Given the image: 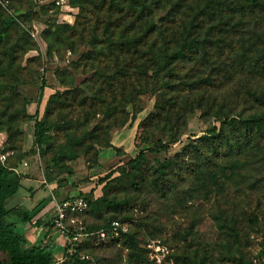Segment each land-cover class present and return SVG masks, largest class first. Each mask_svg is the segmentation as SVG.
<instances>
[{
  "label": "rangeland",
  "instance_id": "374dc122",
  "mask_svg": "<svg viewBox=\"0 0 264 264\" xmlns=\"http://www.w3.org/2000/svg\"><path fill=\"white\" fill-rule=\"evenodd\" d=\"M0 4L6 15L14 17L31 33L41 53L38 67L47 86L41 104L38 106L33 101L28 106L29 112L34 114L38 108L39 118H44L50 94L60 91L66 95L77 89L78 99L70 100L67 106L53 102L55 105L47 114L48 120L59 121L61 116H67V120L72 117L85 122L88 118L89 128L99 124L106 128L101 130L103 145L95 143L90 152L67 160L65 168L47 160L58 144L65 142L64 132L57 130L52 132L53 144L47 154L42 155L43 150L38 148L21 164L25 171L22 172L33 177L25 186L31 190L29 193L35 188V192L42 191L50 198L54 192L59 200L85 193L91 199L89 208L81 216L86 224L101 226L115 219L128 223L138 246L125 243L124 239L107 245L89 242L84 249L92 257L89 264H253L255 258L262 260L264 139L260 140L263 145L260 152H256L252 143L251 149L241 154L232 153L219 159L226 172L225 175L220 172L217 180L211 176L209 167L200 161L197 147L206 148L199 137L214 125L219 128L224 113L246 116L260 109L253 102L251 92L264 89V60L259 57L264 52V11L243 18L235 15L232 22L239 18L243 22L237 26L238 31L232 29L229 33H221L223 54L214 58L216 65L220 64L219 68L202 66L200 57L177 62L175 77L186 84L173 90L163 87V97L178 93L180 103L185 93H189V99L194 103L202 99L201 106L184 113L179 121L176 120L178 108L171 117L164 115L163 120L154 119L152 113L158 95L140 93L134 102L117 106L118 110L124 111L120 117L128 118L126 123L109 125L110 122L105 120L107 103L90 105L101 83L95 82L97 74L105 71L103 60L83 57L84 53L93 51V46L76 35L74 42H62L58 50H52L45 39L48 28L55 29L58 24L74 25L79 7L71 0L60 4L57 0H0ZM167 9L158 10L155 19L160 21ZM27 11L32 14L18 16ZM182 14L180 11L177 17ZM37 50L30 51L27 56L38 53ZM202 77H209L212 83L203 82L196 90H191L187 82ZM20 90L36 98L38 86L22 85ZM85 96V102L81 104ZM179 108L184 111L183 107ZM23 128V149H28L33 145L34 120H27ZM120 133L125 136L116 141ZM121 140L123 144L119 143ZM4 143L0 139V161L3 160ZM163 143L168 147L163 148ZM95 149L99 151L98 157L94 155ZM141 151L145 153L141 164H133L131 160ZM185 151L187 154L184 155ZM4 161L11 163L13 158ZM159 161L171 163L164 173L158 171ZM199 163L201 170L192 171L191 167ZM110 172H113L112 176L102 180ZM105 199L118 205L109 206ZM44 226L41 238L54 235L56 229L50 222ZM5 257L0 250V258Z\"/></svg>",
  "mask_w": 264,
  "mask_h": 264
},
{
  "label": "trees",
  "instance_id": "16d2710c",
  "mask_svg": "<svg viewBox=\"0 0 264 264\" xmlns=\"http://www.w3.org/2000/svg\"><path fill=\"white\" fill-rule=\"evenodd\" d=\"M71 1L80 9L75 24H58L55 29L48 28L45 31V39L52 50H58L62 42H74L76 35L93 46V51L84 53L83 57L89 60H103L105 71L97 74L95 82L99 80L101 83L94 92L90 105L107 103L105 120L110 122L109 125L126 123L128 118L120 117L124 111L118 110V107H121L123 102L126 105L134 102L140 93L152 92L158 95L152 113L154 119L163 120L164 115L166 118L171 117L173 111L178 108L176 120L179 121L184 113L190 112L195 106H201L202 99L194 103L189 99V93H185L186 96L180 103L178 93L176 96L163 97V87L173 90L178 85L186 84V81L175 77L177 62L193 61L200 57L202 66L219 68L220 64L216 65L214 58L215 55L223 54L224 38L220 37L221 33L238 31L237 26L243 22L241 18L232 22L235 15L243 18L248 14L264 11V0ZM166 8L168 9L160 21L156 20L155 13ZM180 11L183 14L177 17ZM30 14L32 11L20 13L18 16ZM224 16L228 18L225 19ZM216 20L218 21L215 22ZM71 46L69 48H72ZM32 50H37V47L31 33L14 17L6 15L0 4V132L7 134L3 152H12L6 159L13 158L11 163L0 161V250L6 254L5 258H0V264H54L55 261L58 245L53 239H41L30 244L27 238L30 228L42 225L40 219L34 221V218L44 207V201L32 209L9 205L11 198L18 192L22 179L28 176L19 168L25 158L35 154L38 148L43 150L42 155L47 154L53 144L51 136L55 130L64 132L65 142L58 144L47 160L60 167L68 166L67 160H75L90 152L95 143L103 145L100 141L103 129L101 124L89 128L88 118L85 122L72 117L67 120V116H61L59 121H49L47 118V114L55 105L53 102H58L64 107L70 104V100H77V89L66 95L60 91L50 94L44 118H39L38 108L34 114L29 112L30 103L35 101L38 106L41 104L47 86L45 76L40 73L38 67L42 59L41 53L37 50L38 53L27 56ZM259 57L264 60V52ZM203 82L212 83L209 77H202L187 84L191 90H196ZM22 85L38 86L37 97L23 94L20 90ZM251 96L260 109L246 116L240 113H224L219 128L214 125L199 137L204 140L206 147H197L199 159L209 167L214 180L218 179L220 172L224 175L226 172L219 159L232 153L241 154L244 150L251 149L252 143L256 152L262 151L260 140L264 139V89L257 88L251 92ZM85 99L86 96L80 103H84ZM179 107H183L184 111ZM31 119L34 120V139L32 147L26 151L23 149V124ZM162 147L167 148L168 144L163 143ZM186 149L187 147H184V150ZM98 153V149H95V157H98ZM144 155L141 151L131 162L141 164ZM170 165V162L159 161L158 171L164 173ZM191 168L194 172L199 171L202 165L199 163ZM46 170L50 173L48 166ZM112 174L113 172H110L102 180L110 178ZM79 194L84 195L88 203L91 201L90 195ZM105 203L109 206L118 205L106 199ZM12 214L17 220H9ZM101 226L87 224L89 229ZM120 239L134 247L138 246L130 231L125 232L117 241ZM89 242L93 241H85L78 249L84 250ZM64 262L90 263L89 259H81L77 254H73Z\"/></svg>",
  "mask_w": 264,
  "mask_h": 264
},
{
  "label": "built area",
  "instance_id": "2783aa9c",
  "mask_svg": "<svg viewBox=\"0 0 264 264\" xmlns=\"http://www.w3.org/2000/svg\"><path fill=\"white\" fill-rule=\"evenodd\" d=\"M62 1L64 0H57V3ZM1 158L4 159L5 155ZM88 207V200L81 194L71 195L56 202L49 222L64 237V243L62 249L55 252L54 264L63 263L73 254H77L81 259H91L90 253L78 249L82 243L91 240L96 244L107 245L129 231L128 223L118 219L97 229H89L81 217ZM262 260L264 261V257ZM262 260L255 258L253 264H264Z\"/></svg>",
  "mask_w": 264,
  "mask_h": 264
},
{
  "label": "crops",
  "instance_id": "0c3cea01",
  "mask_svg": "<svg viewBox=\"0 0 264 264\" xmlns=\"http://www.w3.org/2000/svg\"><path fill=\"white\" fill-rule=\"evenodd\" d=\"M122 134L123 133H120V136H118V139L116 141H118L119 138H124L125 133H124V135H122ZM33 136H34V134H33ZM5 138H7L6 132H4V131L0 132V139L4 140V142H5V140H6ZM113 143L116 144L114 141H113ZM119 143L123 144L124 141L122 142V140H121ZM30 148L24 149V150L27 151ZM11 153H12L11 151L7 152V153H3L2 155H5V158L2 160V162H4L6 157L8 155H10ZM30 156L31 155H29L28 157H30ZM25 164H27L26 161H25ZM19 168L21 169V171L25 172L21 165H20ZM27 174H28V176L22 179L21 186H20L18 192L11 198L13 200V203L10 204V201H11L10 200L9 201V205H11V206L12 205H16V206L25 207L26 209H32L37 204H39V203L44 201V203H45L44 207L37 214V216L34 218V221H36L37 219H40L42 221V225L41 226H36L35 228H30L27 231V238H28L30 244L36 243V242H38L41 239H44V240L53 239L58 245L57 250L59 248L61 250L62 249V244L64 243V237L57 230L54 232V235H52L51 237L49 235H47V237H45V238H43V237L41 238L40 237L42 231L46 227V226H44V224L49 222L50 217L52 216V214L55 211L56 202L59 199L56 197L54 192L51 193L50 198H47L44 195L45 193H43V194L41 193L42 191H36L35 192V188L32 189L34 191V193H33V191H32V193H29L31 190L28 189L29 187L26 188L25 186H27L29 184V182L33 180V177L30 175V173H27ZM24 181H27V184H24ZM29 186H31V185H29ZM28 193H29V195H27ZM10 217H12V218H10ZM10 217H9L10 221L17 220V217L15 215H13V214Z\"/></svg>",
  "mask_w": 264,
  "mask_h": 264
}]
</instances>
